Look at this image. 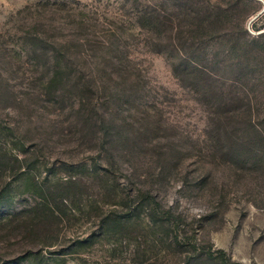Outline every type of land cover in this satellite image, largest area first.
<instances>
[{
	"label": "rangeland",
	"instance_id": "obj_1",
	"mask_svg": "<svg viewBox=\"0 0 264 264\" xmlns=\"http://www.w3.org/2000/svg\"><path fill=\"white\" fill-rule=\"evenodd\" d=\"M241 26L264 33V0H0V264H264V50Z\"/></svg>",
	"mask_w": 264,
	"mask_h": 264
},
{
	"label": "trees",
	"instance_id": "obj_2",
	"mask_svg": "<svg viewBox=\"0 0 264 264\" xmlns=\"http://www.w3.org/2000/svg\"><path fill=\"white\" fill-rule=\"evenodd\" d=\"M241 31L243 32V37L245 38V43L246 44H248V43H251V44H253L254 46H256V47H259V48H261V49H263L264 50V33H260V34H257V35H251V34H248V32H247V30H246V28L245 27H242L241 26ZM181 53V52H180ZM44 57H46V52H44ZM47 58H50V57H47ZM55 59H58L57 57H55ZM180 59H181V61L183 62V56L181 55L180 56ZM59 63H57V65H58ZM61 65V64H60ZM192 68H193V70L196 72V73H198L199 74V81H201L202 80V78L201 77H203V76H207L208 77V75L205 73V68H202L199 64H197V63H195V64H193L192 65ZM58 70H59V66H58ZM60 70H61V67H60ZM60 70H59V72H60ZM184 69H183V64L182 63H180L179 65H178V63H176V64H173L172 65V72L174 73V75H176V77L178 78V79H180L181 80V78L183 77V74H184ZM61 73V72H60ZM120 73H121V71H120ZM186 74V73H185ZM67 75H69V74H67ZM183 79V78H182ZM72 79L71 78H65L64 80L62 79V78H60V76H55L54 78H52L51 80H50V83L51 84H57V83H65L66 82V84H71V85H73V87L75 88V89H77L78 91H81V92H88V90H87V87L89 86H87V87H82L81 86V84H79L80 82H72L71 81ZM49 83V82H48ZM208 87V86H207ZM210 88V87H209ZM96 86L94 87V92L96 91ZM86 99L87 98H84V96H80V98H78V104H79V107H78V111L76 112V113H78L80 110H81V108L83 109V106H85L88 102H85L86 101ZM79 115H80V113H78ZM79 115L77 116V117H79ZM212 120H213V118L212 119H209V122H208V124H207V128H208V130L207 131H209L210 130V132H212V131H214L215 132V127H213V123H212ZM85 121H87V119H85ZM80 126V125H79ZM82 130H83V132H85L87 135H90V136H93V134H94V131H93V128H91V127H89V126H84V125H82ZM15 161H19L18 160V156H15L14 158H13ZM10 160L11 159H9L8 158V156H6V155H4V156H2V155H0V165H1V167H3L4 169L7 167V165L8 164H10ZM70 185H72V183H62V184H60V185H57V187H59L58 188V190L60 191V192H50V195H52V197H56V196H58L59 195V197H61V198H63L62 196H64V195H66V192H67V189H70Z\"/></svg>",
	"mask_w": 264,
	"mask_h": 264
}]
</instances>
